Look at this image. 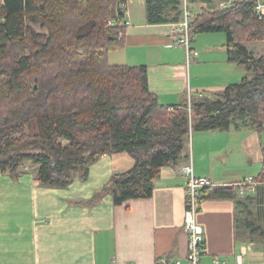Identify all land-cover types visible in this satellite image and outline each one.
<instances>
[{
	"label": "trees",
	"instance_id": "trees-1",
	"mask_svg": "<svg viewBox=\"0 0 264 264\" xmlns=\"http://www.w3.org/2000/svg\"><path fill=\"white\" fill-rule=\"evenodd\" d=\"M127 1L0 0L2 172L17 178L29 161L38 165L40 184L63 188L77 174L86 180L103 154L127 151L133 167L113 173L86 201L92 205L111 195L122 204L150 197L162 167L177 164L185 152L189 158L192 131L245 125L264 130V53L256 56L246 45L264 39V15L255 12L264 0H236L196 15L193 32H225L230 58L248 74L222 90L191 97V111L188 100L173 106L159 100L147 64H110L109 52L125 44L126 28L109 20L123 17L121 3ZM198 1L214 7V0ZM181 13V0H146L149 23L175 22ZM255 179L264 180V161ZM257 193L260 199L242 198L235 184L208 186L200 207L204 200L233 199L237 237L242 219L244 239L254 241V234L264 236V209L254 221L251 204H264V186Z\"/></svg>",
	"mask_w": 264,
	"mask_h": 264
},
{
	"label": "crops",
	"instance_id": "crops-1",
	"mask_svg": "<svg viewBox=\"0 0 264 264\" xmlns=\"http://www.w3.org/2000/svg\"><path fill=\"white\" fill-rule=\"evenodd\" d=\"M126 15L131 24L125 44L109 52V62L147 64L150 89L167 106L189 101L192 94L222 90L248 74L230 58L223 31L195 34L192 46L200 53L188 62L185 49L171 42L172 22L147 21L146 0H128ZM191 138L189 158L185 152L177 164L163 166L150 197L122 204H115L111 195L92 205L86 201L113 173L133 167L135 159L127 151L103 154L90 166L86 180L77 174L63 188L40 184L38 165L33 170L24 163L17 178L0 170V264H155L163 255L185 257L189 234L184 228L186 177L181 166L192 162L196 175L225 185L258 175L264 161V130L251 125L194 130ZM257 191L240 196L260 199ZM236 204L233 199L201 203L197 219L205 229L203 259L233 260L248 249L236 235Z\"/></svg>",
	"mask_w": 264,
	"mask_h": 264
},
{
	"label": "built area",
	"instance_id": "built-area-1",
	"mask_svg": "<svg viewBox=\"0 0 264 264\" xmlns=\"http://www.w3.org/2000/svg\"><path fill=\"white\" fill-rule=\"evenodd\" d=\"M233 0H219L223 8L228 7ZM126 4L121 3L123 17L120 19H110L109 23L120 24L125 28L131 24V20L126 15ZM182 15L179 20L172 22L173 26V43L174 46L182 47L186 51V58L189 62L195 55H199V50L192 46L195 40V31L193 32L192 24L196 17L192 0H181ZM255 12L262 17L264 15V1H258L255 6ZM122 35V34H121ZM188 108L191 111V104ZM181 171L186 177V211L184 216V228L189 234V251L185 257L160 256L155 264H264V256L260 260H249L244 258L247 250L242 249L235 259H228L222 256H214L210 261H204L203 255L206 252L205 229L198 221L197 214L200 210V196L204 187L215 185L208 176H199L195 174L192 162H187L181 166ZM238 192L241 195L255 192L259 186H264V180H256L255 176L241 179L237 183ZM252 243L248 249L253 251ZM130 264V263H127Z\"/></svg>",
	"mask_w": 264,
	"mask_h": 264
},
{
	"label": "rangeland",
	"instance_id": "rangeland-1",
	"mask_svg": "<svg viewBox=\"0 0 264 264\" xmlns=\"http://www.w3.org/2000/svg\"><path fill=\"white\" fill-rule=\"evenodd\" d=\"M193 2V1H192ZM234 2L236 3V0H233V2L228 6H232L234 4ZM193 6H194V12L195 13H200L203 9H210V10H216V9H222L223 7L220 5L219 3V0H214V7H211L210 4H207L205 2H199L197 4H195L193 2ZM196 14V15H197ZM0 21H2V19H0ZM34 26L35 28L38 30V31H41L43 33H47L49 32L48 28L47 27H44L42 26L40 23H34ZM197 35V33H195ZM200 34V33H199ZM195 35V36H196ZM246 45L252 49V53L255 55V54H260L262 52H264V39L263 40H251V41H247L246 42ZM195 97L193 94H192V98ZM189 104H191V99L189 100ZM191 107H192V104H191ZM198 131V130H196ZM192 139V138H191ZM25 167L29 166V169H35V168H32L33 167V164L29 161H26L25 162ZM246 195V194H245ZM243 195V196H245ZM257 203V202H256ZM252 203L251 204V209L253 210V214L251 215V218L254 219V221L256 220L257 221V216H258V212L261 211L263 212V209H264V204L260 205L261 203ZM240 217H243L242 215V212H240L239 214ZM244 218V217H243ZM261 223L264 224L263 221H260ZM244 224H245V221L240 219L239 220V229H238V236L242 239H241V244H244V245H249V242L247 240L244 239V233H243V229H244ZM236 235H237V232H236ZM255 238L253 239L254 240V244L252 245L253 247V252L255 254H249V252H251L249 249H247L246 253H245V257L246 259H249V260H260L263 258L264 256V236H261L260 234L256 233L254 234ZM240 242V241H239ZM203 260H206L207 259H203Z\"/></svg>",
	"mask_w": 264,
	"mask_h": 264
}]
</instances>
